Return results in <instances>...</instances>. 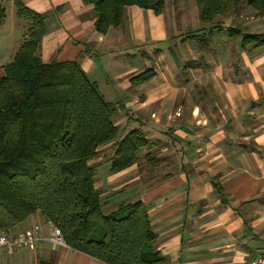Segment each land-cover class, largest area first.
I'll use <instances>...</instances> for the list:
<instances>
[{
	"label": "crops",
	"instance_id": "1",
	"mask_svg": "<svg viewBox=\"0 0 264 264\" xmlns=\"http://www.w3.org/2000/svg\"><path fill=\"white\" fill-rule=\"evenodd\" d=\"M20 1L46 15L43 61H77L117 107L115 140L137 129L147 141L119 171H110L114 140L90 161L107 208L144 202L165 264H248L264 255V47L242 46L223 30L204 43L186 38L213 24L264 33V17L242 0L201 23L196 0H174L172 8L165 0L160 14L126 6L123 23L100 33L83 0ZM3 5L15 14L13 0ZM146 71L152 74L133 83ZM34 225L44 239L0 250V264H104L51 244V223L38 212L8 232Z\"/></svg>",
	"mask_w": 264,
	"mask_h": 264
},
{
	"label": "trees",
	"instance_id": "2",
	"mask_svg": "<svg viewBox=\"0 0 264 264\" xmlns=\"http://www.w3.org/2000/svg\"><path fill=\"white\" fill-rule=\"evenodd\" d=\"M83 1L92 5L94 27L100 33L122 24L128 5L157 14L165 7V0ZM241 1L196 0L199 20L213 23ZM244 1L264 17V0ZM13 5L27 27L11 60L0 64V230L9 233L38 212L61 231L67 246L104 264H165L145 203L134 200L107 208L95 186L96 166L90 161L98 157L100 146L116 141V105L104 98L77 61L44 62L40 48L46 15L20 0H13ZM2 16L0 8V23ZM214 30L240 38L242 46L264 47V33L216 24L207 34L186 38L204 43ZM151 74H139L133 83ZM145 144L137 129L126 133L113 144L110 171L135 163L137 149ZM37 264L52 263L39 258Z\"/></svg>",
	"mask_w": 264,
	"mask_h": 264
},
{
	"label": "built area",
	"instance_id": "3",
	"mask_svg": "<svg viewBox=\"0 0 264 264\" xmlns=\"http://www.w3.org/2000/svg\"><path fill=\"white\" fill-rule=\"evenodd\" d=\"M44 239L39 225H34L22 232L9 234L0 230V250L14 251L22 248H32L39 240ZM48 240L53 245H66L61 231L51 225ZM248 264H264V255L260 254L249 259Z\"/></svg>",
	"mask_w": 264,
	"mask_h": 264
},
{
	"label": "rangeland",
	"instance_id": "4",
	"mask_svg": "<svg viewBox=\"0 0 264 264\" xmlns=\"http://www.w3.org/2000/svg\"><path fill=\"white\" fill-rule=\"evenodd\" d=\"M174 0L168 1V8H172ZM6 5V2H3ZM1 7L3 16L0 23V64L7 63L11 60V53L14 51L19 41H22V35L25 31L26 21L19 19L6 6ZM3 8V9H2ZM167 9V5H166ZM6 35L7 37L3 36ZM13 47V48H12ZM106 212L107 209H104Z\"/></svg>",
	"mask_w": 264,
	"mask_h": 264
}]
</instances>
